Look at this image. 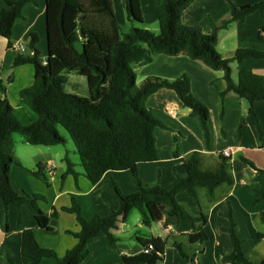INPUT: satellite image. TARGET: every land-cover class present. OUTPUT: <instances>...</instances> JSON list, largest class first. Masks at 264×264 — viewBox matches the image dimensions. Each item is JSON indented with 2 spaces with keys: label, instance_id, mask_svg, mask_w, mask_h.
Here are the masks:
<instances>
[{
  "label": "trees",
  "instance_id": "obj_1",
  "mask_svg": "<svg viewBox=\"0 0 264 264\" xmlns=\"http://www.w3.org/2000/svg\"><path fill=\"white\" fill-rule=\"evenodd\" d=\"M3 1L6 7L0 10V36L7 40V47L10 48L13 23L22 18V7L33 0ZM122 1L126 19L131 24L127 32H121L112 0H45V59H42L38 47V36L32 33L28 42L29 54H17L13 60V66L33 65V83L22 89L19 96L21 102L36 115L34 121L23 124L16 117L7 99L6 85L0 79V200L6 208L27 205L37 225L40 228L48 226L49 219L37 203L43 197L17 192L10 183L11 165L19 164L12 153L13 133L20 134L29 144L50 146L65 142L58 131L61 127L72 140L83 173L92 184H96L107 171L128 169L136 186L134 192L123 193L109 179V188L119 207L105 216L94 215L91 219L83 217L80 205L72 198L70 206L62 210L75 214L79 230L72 233L76 238L75 245L61 257L53 250L40 247L32 229L23 230L20 247L23 264L37 263L43 258H53L56 264H79L88 255V241L99 232L106 234L110 243L116 241L111 230L116 228L118 218L125 216L131 208L138 210L146 222L161 220L164 214L192 225L206 221L203 214L198 217L189 214L176 199L177 193L186 192L197 201L199 189L204 188L206 195L211 196L217 186L232 183V176L227 172L228 159L220 156L217 167L210 169L202 165L200 153L193 151L182 159L185 168L183 176L175 173V179L165 187L143 184L138 176V164L158 159L154 129L167 128L147 106L150 94L160 88L173 90L182 106L198 119L207 147L210 143L209 110L192 93L187 74L173 80L147 76L137 85L134 64L150 63L154 54H183L212 70L222 71L225 86L219 93L221 101L228 93H233L248 102L251 114H254V103L264 101V79L246 68L239 70L234 80L230 66L231 62L247 58L264 59V51L237 48L231 57H223L216 50L218 31L227 28L233 21L245 20L255 11L262 12L264 0L238 7L230 3L228 17L218 23L212 22V31L208 34L198 26H187L181 21L182 12L194 0H161L158 34L142 28L140 0ZM263 35L264 24L259 30V37ZM72 74L85 78L87 96L69 90L77 83L69 78ZM220 117H223V110ZM244 126V118H241L236 129L238 140ZM257 128L261 137L259 121ZM178 155L176 145L174 157ZM63 161L65 171L62 177L72 174L76 178L78 173L74 163L67 155ZM38 172L40 170L35 174L48 181L46 175ZM257 198H264V192ZM233 226L232 222L229 232L234 248L222 258L223 262L253 264L245 257ZM258 235L263 236L264 232ZM188 239L202 243L206 235L199 230L189 234ZM142 244L145 248L151 246L149 252L124 256L119 264H156L164 243L155 239ZM175 246L182 257L192 264V258L183 252L181 246L177 243ZM7 260L15 264L10 255H7ZM258 264H264V260Z\"/></svg>",
  "mask_w": 264,
  "mask_h": 264
},
{
  "label": "crops",
  "instance_id": "obj_2",
  "mask_svg": "<svg viewBox=\"0 0 264 264\" xmlns=\"http://www.w3.org/2000/svg\"><path fill=\"white\" fill-rule=\"evenodd\" d=\"M160 1L140 0L142 25L150 31L159 32L157 18ZM259 1L194 0L182 12L181 21L187 26H198L208 34L212 31V22L218 23L228 17L230 3L238 7ZM116 4L122 11V21L128 22L123 1L116 0ZM45 6V0H33L22 7V18H17L12 26L10 48L7 47V40L0 36V79L6 85L7 99L14 114L23 124L36 119L19 96L22 89L33 83L34 68L30 63L13 66V60L17 54L27 55L18 48L23 47V51H26L25 46L28 48L32 33L37 34L38 47L42 59H45ZM5 7L4 1L0 0V10ZM263 24L264 9L262 12L255 11L243 21L231 22L217 33V52L223 57H231L237 48L264 51V35L259 37ZM230 66L234 80L237 72L246 68L264 79V59L247 58L231 62ZM133 68L137 85L147 76L173 80L187 74L192 93L209 110L207 123L210 143L207 147L198 119L182 106L173 90L160 88L150 94L146 104L167 128L154 129L158 159L138 164V176L143 184L165 187L175 179V173L183 176L185 168L182 159L193 151L200 153L202 165L210 169L217 167L220 156L228 159L227 172L233 181L217 186L211 196L206 195L204 188L199 189L197 201L186 192L177 193L176 199L189 214L194 217L203 214L206 217V221L196 222L195 225L184 220L177 221L174 216L166 214L161 220L146 222L138 210L131 208L125 216L118 218L116 228L111 230L116 241L110 243L107 235L99 232L88 241V255L79 264H119L124 256L143 253L145 247L142 243L155 239L164 243L156 264H189L175 243L192 258V264H231L223 262L222 258L234 248L229 232L232 222L245 257L253 264L260 263L264 260V235H258L264 232V198L257 197L264 192V101L254 103V114L248 112V102L233 93H228L221 101L219 93L225 86L222 71L212 70L183 54H154L150 63L134 64ZM241 118H244L245 126L238 140L236 129ZM257 121L261 126V137ZM13 134L12 153L19 164L11 165L10 183L17 192L42 196L37 203L49 221L47 228H40L27 205H10L6 208L0 200V264H10L7 255L12 257L15 264H23L20 247L21 234L25 229L33 230L40 247L53 250L60 257L73 247L76 238L72 233L79 230V224L75 214L62 210L70 206L72 198L80 205L83 217L91 219L94 215L105 216L119 207L117 198L109 188V179L123 193L136 190L132 172L128 169L107 171L96 184H92L83 173L75 146L72 149L74 156L70 157L68 151L56 147L57 144L32 145L20 134ZM176 145L179 155L174 157ZM224 150L230 152L229 157L222 154ZM63 155L74 163L78 173L76 178L72 174L62 177L65 171ZM37 170L46 175L48 181L36 175ZM199 230L204 231L206 239L202 243L190 242L188 235ZM29 264L56 262L53 258H43L40 262Z\"/></svg>",
  "mask_w": 264,
  "mask_h": 264
},
{
  "label": "rangeland",
  "instance_id": "obj_3",
  "mask_svg": "<svg viewBox=\"0 0 264 264\" xmlns=\"http://www.w3.org/2000/svg\"><path fill=\"white\" fill-rule=\"evenodd\" d=\"M113 2H114L115 12H116L117 16L119 17L118 19H120L119 21H121V23H120L121 24V32H127L129 30L131 24H130V22H124V21H122V19H121V17H122L121 16L122 11H121L120 7L116 4V0H113ZM142 28H144L143 25H142ZM152 32L154 34H158V31L157 32L156 31H152ZM25 48H26V51H22V53L24 52L25 54H29L28 48L26 46H25ZM69 78H71V80L73 82H75V83L77 82L75 84V86L69 87V90L72 91V92H74V93H77V94H79L81 96H87V89H86V81H85V78L84 77L77 76L76 74L70 75ZM58 131L65 138L66 144H64V143L63 144H57L55 146L61 148L63 151L67 150L70 157L71 156H74V153H73L74 151L72 150V149H74V144H73L72 140L69 138L68 133L63 128H61V127H58ZM13 135H19V134L14 133ZM78 160H79V157H78ZM63 163H65V162L63 161Z\"/></svg>",
  "mask_w": 264,
  "mask_h": 264
},
{
  "label": "built area",
  "instance_id": "obj_4",
  "mask_svg": "<svg viewBox=\"0 0 264 264\" xmlns=\"http://www.w3.org/2000/svg\"><path fill=\"white\" fill-rule=\"evenodd\" d=\"M20 51H23L24 50V48L23 47H20V48H18ZM222 154L224 155V156H226V157H229L230 156V152L228 151V150H224L223 152H222ZM151 246H148V247H146V248H144L143 249V251L145 252V253H147V252H149V248H150Z\"/></svg>",
  "mask_w": 264,
  "mask_h": 264
},
{
  "label": "water",
  "instance_id": "obj_5",
  "mask_svg": "<svg viewBox=\"0 0 264 264\" xmlns=\"http://www.w3.org/2000/svg\"><path fill=\"white\" fill-rule=\"evenodd\" d=\"M46 55H47V50H46Z\"/></svg>",
  "mask_w": 264,
  "mask_h": 264
}]
</instances>
